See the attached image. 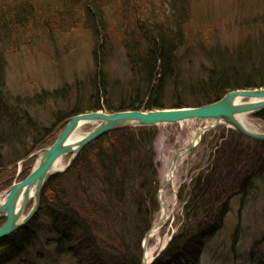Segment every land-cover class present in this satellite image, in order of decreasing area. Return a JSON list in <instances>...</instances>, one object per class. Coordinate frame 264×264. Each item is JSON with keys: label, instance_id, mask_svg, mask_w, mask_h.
<instances>
[{"label": "rangeland", "instance_id": "1", "mask_svg": "<svg viewBox=\"0 0 264 264\" xmlns=\"http://www.w3.org/2000/svg\"><path fill=\"white\" fill-rule=\"evenodd\" d=\"M17 1L0 0V165L8 166L0 169V183L17 178L26 168L14 156L32 148L37 140L27 154V158L34 155V167L41 150L67 124L73 103L80 100L84 107L87 98L102 97V91L92 87L95 80H103L113 100L143 96L148 67L141 58L150 53V43L143 44L140 26L166 28L174 34L180 27L182 31L181 36H169L172 72L160 93L169 107L150 110L200 106L202 84L215 69L227 71L229 65L242 73L264 69V0H186L187 14L179 18L172 17L166 0H95V6L91 0H41L42 6L54 3L48 19L45 14H22L15 7L21 0ZM87 9L102 16L98 31ZM177 96L180 103L170 104ZM245 117L255 129L264 131V121L255 114ZM198 125L188 120L134 125L129 129L131 136L117 134L96 144L98 149L83 151L75 166L71 162L66 167L72 153L64 154V167L51 175H60L53 185L51 209H37L33 236L25 245L15 250L0 247V264H116L125 262L126 256L128 264H142L147 231L143 230L162 213L160 204L157 211L145 202L153 199L155 185L163 183L175 153L189 145ZM94 126L88 121L79 129L87 133ZM211 130L205 143H197L177 160L162 194L169 217L146 244L145 258L147 250L152 251L150 264L181 225L188 185L199 175L204 178L215 171L226 177L233 195L223 227L204 237L197 264H264V141L225 123ZM40 133L44 138L38 140ZM246 176L251 183L244 195L238 194L239 182ZM10 185L0 187V193ZM31 203L32 199L25 212ZM64 205L74 211L76 219L70 243L58 235ZM202 211H191L190 227L203 218ZM180 262L193 264L185 259Z\"/></svg>", "mask_w": 264, "mask_h": 264}, {"label": "trees", "instance_id": "2", "mask_svg": "<svg viewBox=\"0 0 264 264\" xmlns=\"http://www.w3.org/2000/svg\"><path fill=\"white\" fill-rule=\"evenodd\" d=\"M40 1L41 0L39 1L21 0L19 4L15 5V7L20 8L22 14H26L28 12H30V16L32 15L35 16V14H45L48 19L50 17L49 15L52 10L51 8L54 6V3L52 2L48 4L46 3L42 6ZM94 1L95 0H91L90 2L91 5L93 6H95ZM166 2H168V4L170 5V9L172 13L171 15H173L172 17L175 18L176 16H178L179 18L182 16H186L185 14H187V11L185 10V8H183L184 4H186V0H166ZM86 6L88 7L89 4ZM33 9L35 10L33 11ZM88 12H89L88 17L90 21L93 23L94 29L98 31V29H100L103 26L102 16L101 15L97 16V13H95V11L90 9L88 10ZM96 20H100L99 25L98 23H96ZM177 20L178 19H176V21ZM140 30L141 31H139V35L141 40H143L142 41L143 44L145 42L147 43V45L148 43H150L147 46L148 48H150V51L147 52L150 53L147 54L146 57L141 58L142 64L146 62L145 66L148 67L147 69L148 76L146 81L147 86H145L146 90L143 92L145 95L143 94L142 97H137L135 99L133 98H131L130 100L119 99L116 101L112 99V94H111L112 91L106 90V86L105 84H103V80H98V81L95 80L92 83V87L93 89H96V92L98 90H101L103 93L102 97L96 96L94 97L93 101L92 99H90V97L87 98L86 100L87 103L84 105V107L81 106L80 100L76 101L75 103H73V106H70V108L74 109L72 110L74 112L71 113L69 116L81 112L100 110V109H106L109 112H113L119 110H129V109L142 110L141 108H145L146 110H150V108L169 107L168 104L162 102L163 97H161L160 93L162 92L161 90L163 88V83H165L166 76L168 74L170 75L172 72L171 70L172 62L170 61V59L173 56L172 43H171L172 40H169V36H174V35L181 36V32H182L181 27L180 30L175 34L173 33V31H168L166 28L159 29L158 27L149 28L147 26H142L141 28L140 26ZM241 87L243 88L264 87V69L263 68H261L260 70L254 69L250 73H242L240 71H237L235 70L233 65H229L227 71H225L224 69H215L212 72V74H210V80L207 83L202 84L201 97L199 96L200 98L198 97L199 100L197 101H199V103L202 102L200 105L211 103L222 97L227 91ZM175 98L176 99H174L173 101L175 104L174 103H170V104L178 105L180 103L178 102L180 100V97L177 96ZM197 101H189L187 103L194 104V102ZM80 106L82 108H79ZM253 114H255L257 118L264 121V109L257 111L256 113ZM132 127H134V125H125V126L113 128L103 133L102 135L97 137V139L93 140L85 147H83V149H81L80 152H78V154L72 161V164H74V166L76 165L75 160L81 157V153H83V151L88 150V148L92 149L93 147H95L96 144H98L101 141H104L105 139L113 137L117 134L118 135L122 134L124 136H131L129 129ZM211 132L212 130H209L203 134L202 139L199 142L200 145L205 143L207 137L211 134ZM38 136H39L38 140L44 138L43 133H40ZM36 143L37 140H34L32 144V148H29L30 151L32 149H35L34 145ZM95 148L98 149V146ZM28 150L25 149L24 152H22V154H17L16 156H14L16 157L14 161L26 157L27 154L30 152ZM33 159H34V155L27 158L26 160H23L22 164L23 165L27 164L26 168L24 167L22 169V171L17 176V178L9 179L7 181L4 180L5 182L2 181L0 183L1 189L10 185L15 179L19 180L21 176L22 177L26 176L30 172ZM6 167L8 166L0 165L1 169L7 170L8 168ZM15 171L12 174H14ZM217 172L219 173V171ZM217 172L215 171L213 175L207 173L205 174L204 178L199 175L198 180L188 185L186 192L187 200L183 207L184 215L181 225L173 233L165 249H163L160 252L159 256L152 264H180L181 263L180 261L183 259L190 261L193 264L198 263L200 259L201 248L203 243L205 242L204 237L208 234L213 233L215 230L223 227L224 224L223 217L225 216L224 214L227 210L226 206L228 204L229 199L233 195L231 184L227 181L226 177L222 176V174L220 173L218 175ZM134 175H137L136 170H134ZM59 176L60 175H56L48 178L45 184L43 185L40 191V206L38 208L39 210L41 208H45L46 210L51 209V205L54 202V194H55L53 185L55 182H57ZM250 183L251 181L249 180V177L247 176L244 177L242 179V182L241 183L239 182L238 194L244 195ZM159 185H160V181H158L154 187L153 199L149 202H145L146 205H148L150 208L154 207L153 209L156 208L157 211H159L160 209L156 197V193ZM181 191L182 188L178 190V197L180 200L182 194ZM41 204H43L42 207ZM61 208H63L62 210L64 211V213L61 212L64 218L61 220L62 227L61 229L58 230V235L61 238L67 239L66 241L70 243L72 238L70 235V231L71 228L76 223L75 213L72 209L69 208L68 205L67 207L65 205L61 206ZM195 208H198L199 212H197V210L195 211ZM192 210H194L195 214L200 213L202 210H204L202 211L204 213V216L202 219L198 218L197 221L193 222V227H190L192 224L188 223V219L189 216H191L190 213ZM38 212L32 216V218L28 221L26 225L18 228L12 234L1 238L0 247L6 246L9 249L15 250L19 246L25 245L26 242H28L30 238L33 236L32 233L34 232L36 219L39 214ZM150 226H151V222L149 221L143 232H145ZM116 264H128L127 256L125 262L122 260L116 262Z\"/></svg>", "mask_w": 264, "mask_h": 264}, {"label": "water", "instance_id": "3", "mask_svg": "<svg viewBox=\"0 0 264 264\" xmlns=\"http://www.w3.org/2000/svg\"><path fill=\"white\" fill-rule=\"evenodd\" d=\"M236 98H240L242 101H236ZM262 109H264V87H257L230 90L218 100L202 106L151 110L129 109L113 112L93 110L72 115L59 133L57 139L49 147L41 150V154L31 171L24 178L13 182L5 190L6 199L4 202L0 201V215L6 217V219L0 225V237L16 231L19 227L25 225L35 214L40 202V191L47 179L54 173L51 172L50 168L57 157L71 152V157L66 165L68 167L82 146L113 128L125 125H152L160 122H180L189 118L203 120L212 118L215 126L219 123H225L249 138L264 141V131L249 129L242 125L241 121L237 118V114L257 112ZM88 121L94 122L95 126L85 133L74 145L69 143L68 138L74 131L83 122ZM214 125L209 124L205 129H211ZM195 145L196 143L191 141L189 145L180 148L175 153L169 172L158 189L157 200L162 208V213L159 217L160 219L154 225L150 226L144 235L142 243V250L144 252L142 255V264H146L145 249L152 231L159 228L166 218L167 207L162 198V194L173 177L172 171H175L179 157ZM19 197L21 203L19 211L16 213V202ZM30 199L33 200V204L27 210L24 217L20 219V213L24 210Z\"/></svg>", "mask_w": 264, "mask_h": 264}, {"label": "bare ground", "instance_id": "4", "mask_svg": "<svg viewBox=\"0 0 264 264\" xmlns=\"http://www.w3.org/2000/svg\"><path fill=\"white\" fill-rule=\"evenodd\" d=\"M257 88V87H256ZM245 100H246V98H244ZM252 99H256V98H252ZM236 101H242V99H240V98H236ZM203 105H205V104H203ZM200 106H202V105H200ZM182 107H192V106H182ZM182 107H179V108H182ZM171 108H178V107H171ZM260 111V110H259ZM252 113H256V112H252ZM246 114H248V113H240V114H237V118L241 121V123H242V125H244V126H246L247 128H249V129H252V130H254V131H260V130H258V129H255L248 121H247V119H246ZM195 121V122H198L199 123V125L197 126V128H196V130L193 132V134H192V136H191V141L192 142H194V143H198L199 144V142L201 141V139H202V136H203V134L205 133V131H209V130H211V129H205L207 126H209V124H212V125H214V120L211 118V120L210 121H208V120H203V119H199V118H189V119H186L185 121ZM203 121H205V123H203V124H201ZM180 122H183V121H180ZM209 122V123H208ZM84 123V122H83ZM174 123H177V122H169V123H162V122H160V123H155V124H152V125H156V124H174ZM200 124H201V126H200ZM215 126V125H214ZM205 129V130H204ZM198 131H199V133H198ZM85 134V132H83V131H81L80 129H79V127L74 131V133L68 138V142L69 143H72L73 145L81 138V137H83V135ZM198 134V135H197ZM94 140V139H93ZM93 140H91L90 142H92ZM191 141H190V143H191ZM90 142H88L87 144H89ZM87 144H85L84 146H82V148L81 149H83V147H85ZM80 149V150H81ZM80 152V151H79ZM41 154V152L39 153V155ZM182 156V155H181ZM180 156V157H181ZM179 157V158H180ZM64 165H65V162H64V155H60L59 157H57L56 158V160L53 162V164H52V166H51V168H50V170H51V172L53 173V172H55V171H59V170H61L63 167H64ZM1 169V168H0ZM174 175V171H172V176ZM7 189V188H6ZM31 195H32V192H31ZM5 199H6V193H0V201H2V202H4L5 201ZM30 201V200H29ZM33 201V200H32ZM20 197L18 198V200H17V202H16V208H15V212L17 213L18 211H19V207H20ZM40 203V202H39ZM32 204H33V202L31 203V205L29 206V209L31 208V206H32ZM28 205L29 204H26V206H25V208H24V210L20 213V219L21 218H23L24 217V215H25V213L27 212H25V209H26V207L28 208ZM167 210V209H166ZM169 217V215H168V213H167V211H166V218H168ZM0 219H6V217H2L1 215H0ZM160 218H158V220H159ZM157 220V221H158ZM4 223V221L2 222V224ZM165 223V221L163 222V224ZM77 224H79V223H77ZM163 224L159 227V228H156L155 230H153L152 231V234H151V236H156L157 234H158V232L160 231V229L162 228V226H163ZM13 233V232H12ZM12 233H10V234H12ZM146 233V232H145ZM10 234H8V235H10ZM4 236H7V235H4ZM4 236H1L0 237V239L1 238H3ZM168 241V239L167 240H165L164 241V245L162 244V248H164V246L166 245L167 246V244L169 243V241ZM142 243H143V241H142ZM165 246V247H166ZM151 261H152V251L150 250H147V252H146V264H150L151 263Z\"/></svg>", "mask_w": 264, "mask_h": 264}]
</instances>
